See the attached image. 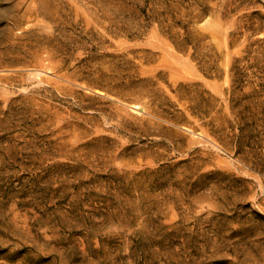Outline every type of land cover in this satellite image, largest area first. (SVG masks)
Segmentation results:
<instances>
[{
	"label": "rangeland",
	"instance_id": "1",
	"mask_svg": "<svg viewBox=\"0 0 264 264\" xmlns=\"http://www.w3.org/2000/svg\"><path fill=\"white\" fill-rule=\"evenodd\" d=\"M0 264H264V0H0Z\"/></svg>",
	"mask_w": 264,
	"mask_h": 264
}]
</instances>
